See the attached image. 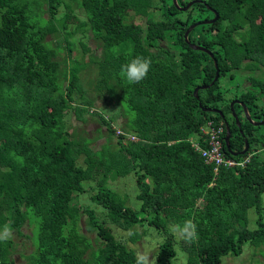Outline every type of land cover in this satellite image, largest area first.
Here are the masks:
<instances>
[{
	"label": "trees",
	"instance_id": "trees-1",
	"mask_svg": "<svg viewBox=\"0 0 264 264\" xmlns=\"http://www.w3.org/2000/svg\"><path fill=\"white\" fill-rule=\"evenodd\" d=\"M73 1L0 0V228L8 224L12 233H20L26 224L32 227L28 264H135L137 250L114 226L133 230L137 225L166 237L155 264H174L178 252L187 254L180 264H222L225 255H241L246 243L264 257V130L258 129L264 125H253L236 104L239 127L233 97L221 86L223 77L244 66L254 71L264 62V0H204L187 11L173 0H77L84 22ZM45 5L49 18L42 14ZM61 5L66 11L58 17ZM208 6L219 19L196 26L189 38L214 52L220 77L196 96L195 88L210 84L217 69L208 53L190 47L185 32L215 16ZM135 15L145 23L136 22ZM79 31L85 36L90 31L101 48V55L90 59L97 70L94 97L81 83L86 65L76 60L67 66L75 48L70 38ZM59 32L66 34L65 59L59 57L64 48L48 41ZM80 44L83 54L91 50ZM137 56L150 58L152 65L144 80L131 84L121 66ZM255 85L259 91L249 87L235 97L252 119L261 120L264 81L252 80ZM96 97L103 100L101 107L96 108ZM72 112L84 122L86 115L98 118L106 127L99 148L86 133L72 130ZM209 121L224 127L226 156L251 155L245 166L215 170L205 161L195 144L207 146L200 136ZM226 121L233 151H242L248 139L245 154L229 152ZM131 173L139 208L110 186ZM87 192L90 202L79 201ZM252 208L254 229L248 227ZM187 219L197 224L198 239L181 243L171 226ZM91 231L95 239L87 234ZM141 237L131 233L132 242ZM13 250L12 238L0 243V264H16Z\"/></svg>",
	"mask_w": 264,
	"mask_h": 264
},
{
	"label": "rangeland",
	"instance_id": "rangeland-1",
	"mask_svg": "<svg viewBox=\"0 0 264 264\" xmlns=\"http://www.w3.org/2000/svg\"><path fill=\"white\" fill-rule=\"evenodd\" d=\"M72 6L79 16L80 20L84 22L86 20V15L83 9L80 8L77 0L73 1ZM43 10V16L45 18H49V14L45 12L46 5L42 8ZM66 11V8L64 5H61L60 12L58 14V17H61L64 12ZM133 13V12H132ZM135 21L139 23H145V18L140 16H134ZM77 25L70 24L69 28L75 29ZM48 41L52 44L53 47H61L64 49H60L59 51V57L61 59L68 58L69 52L66 48L67 41H66V34L64 32H59L58 34H54L52 36L48 37ZM70 41H73L75 43L74 52L72 53V58H69L67 61V66L74 65L76 60H81L83 65H86L81 70V78H82V85L88 90L90 93V96L94 97L95 90L93 89V81L96 78L97 70H96V64H94L90 59H92V54H97V56L101 55V48L99 47L98 41L92 36L91 32L88 31L86 36L82 31L76 32L74 36L70 38ZM80 42L87 43L88 47L91 49L89 52H86L83 54V48L80 44ZM94 51V52H93ZM96 59V58H95ZM258 82V81H264V76L261 75H255L252 73L250 69L244 66L243 69H241L238 72H235L233 76H225L221 80V86L226 91V96L228 98L235 97L236 94H241L243 90L246 88H254L259 91V87L255 85V87L251 86V81ZM97 98V97H96ZM103 105V100L99 99V97L96 100V108L101 107ZM98 106V107H97ZM94 110V109H92ZM113 110V109H112ZM114 112H117L114 110ZM107 116L109 117L112 112L108 111L106 112ZM128 116L133 118V113H127ZM113 115V114H112ZM126 113L122 115V119L119 121L117 120L115 123L117 125V129H120L121 123L126 120ZM69 124L72 125V130L75 129V131L79 133H86V135L93 140V146L96 148H99L105 141H106V135H107V129L105 126L102 125L101 122H99L98 118H93L89 115H86L85 122L83 120H80L76 117V115L72 112L68 116ZM260 130H264V126L258 128ZM86 131V132H84ZM87 182H84V185H86ZM88 186V184L86 185ZM111 187L119 191L123 196L128 198V202L135 204L136 208H139L141 206V201L136 198V195L138 193V187L136 183V178L133 173L129 174L125 177H119L115 181L111 182ZM85 196H82L79 201H82L83 203H89L90 202V194L89 192L83 194ZM263 203H264V193L262 195ZM97 210H101L100 208H97ZM98 212V211H97ZM104 213L100 211V216L104 217ZM249 216V224L248 227L250 229H254L257 227L256 218L257 214L255 212V209H250L248 212ZM85 220V217L83 218V221ZM83 223V222H82ZM112 225V224H110ZM114 226V225H113ZM153 228V227H152ZM145 229L142 225H137L136 227L132 229H121L116 226H114L115 232L118 234V236L125 241L130 247H133L137 250L138 253H144L149 254L154 264L156 262V253L158 251V247L161 243L165 240V235L159 233L155 228ZM31 229L32 227L28 224H26L22 228V232H13L12 233V239L15 241L16 250H13L12 254L13 257L17 258L16 264H28V258L27 255H29L33 249V241L31 238L27 237V235H31ZM137 231L139 234L142 235V237L137 242H132L131 240V233L133 231ZM89 237L92 239L96 238L95 232H88L87 233ZM177 239L182 243L183 240H181L178 236ZM176 248L179 250V248L176 245ZM187 259V254H182L178 252V258L175 260L173 259L174 264H180L185 263ZM222 264H264V257L260 253V249H256L250 245V243H246L244 246V251L239 256H234L231 254L223 256Z\"/></svg>",
	"mask_w": 264,
	"mask_h": 264
},
{
	"label": "clouds",
	"instance_id": "clouds-1",
	"mask_svg": "<svg viewBox=\"0 0 264 264\" xmlns=\"http://www.w3.org/2000/svg\"><path fill=\"white\" fill-rule=\"evenodd\" d=\"M152 61L150 58L137 56L121 66V75L131 84L139 83L144 80L150 69ZM173 234L181 240L192 243L198 239L197 224L192 219L185 220L182 224L171 226ZM12 238L10 225L5 224L0 228V243H6ZM135 264H154L149 254L137 253Z\"/></svg>",
	"mask_w": 264,
	"mask_h": 264
},
{
	"label": "water",
	"instance_id": "water-1",
	"mask_svg": "<svg viewBox=\"0 0 264 264\" xmlns=\"http://www.w3.org/2000/svg\"><path fill=\"white\" fill-rule=\"evenodd\" d=\"M173 1H174L175 5H176L180 10H182V11H187V10H188L193 4H195V3H205V4H206V1H204V0H192V1L188 2L187 5L183 6V5H180V4L178 3V0H173ZM208 8L211 9V10L214 12L215 16H214L213 18H211V19H205V20L198 21V22H195V23L191 24V25L188 27V29L186 30V32H185V39H186V42L190 45V47H192V48L195 49V50H201V51H204V52L208 53L212 58H214V63H215L216 69H217V70H216V76H215L214 80H213L210 84H208V85H200V86H197V87L195 88L194 93H195L196 96H198V92H199L200 89L210 87V86L213 85V84L219 79V77H220V69H219V67H218V61H217V59L215 58V54L212 52V50H210L209 48L204 47V46H202V45H200V44L193 43V42L190 40V38H189V34L192 32V30H193L196 26H198V25H200V24H211V23L216 22V21L219 19V17H220V16H219V13H218L215 9L211 8L210 6H208ZM237 102H238L240 105L243 106L246 118H247V119H248L253 125H255V126H262V125H264V119H261V120H254V119H252V117H251V115H250V113H249V111H248V109H247V107H246V105H245V103H244L243 101H240V100H234L233 102H231V108H232L233 116H234V118L236 119V122H237V124H238L239 127H241V121H240V119H239V116H238L237 112L235 111V108H234V104L237 103ZM204 109L207 110V111H215V112H218V111H219L217 108H210V107H205ZM226 126H227V134H226V136H225V140H226V146H227L229 152H230L232 155L245 154V153L249 150V142H248V139L246 138V147H245L242 151H240V152L233 151V150L230 148L231 131H230V126H229L228 121H226Z\"/></svg>",
	"mask_w": 264,
	"mask_h": 264
},
{
	"label": "built area",
	"instance_id": "built-area-1",
	"mask_svg": "<svg viewBox=\"0 0 264 264\" xmlns=\"http://www.w3.org/2000/svg\"><path fill=\"white\" fill-rule=\"evenodd\" d=\"M121 132V130H118V133ZM223 133L224 127L214 125L213 121L207 122L206 125L201 128L200 136V138H203L205 135L204 143L207 146H202L201 143L196 142V148L201 151V154L207 163L215 165V170H219L221 166H245L250 160L251 155L243 160H237L226 156L223 151ZM132 138L134 139L135 137Z\"/></svg>",
	"mask_w": 264,
	"mask_h": 264
},
{
	"label": "flooded vegetation",
	"instance_id": "flooded-vegetation-1",
	"mask_svg": "<svg viewBox=\"0 0 264 264\" xmlns=\"http://www.w3.org/2000/svg\"><path fill=\"white\" fill-rule=\"evenodd\" d=\"M213 18V17H212ZM211 19V18H210ZM203 20H205V19H203ZM190 35V34H189ZM194 43V42H193ZM211 50V49H210ZM213 52V51H212ZM214 53V52H213ZM241 70V69H240ZM240 70H238V71H240ZM237 71V72H238ZM252 71V73H254L255 75H261V76H264V62H260V66L258 67V68H256L254 71L253 70H251ZM229 76V75H228ZM200 86V85H199ZM264 97H262V99H263ZM234 100H240L238 97H234V98H232V100L230 101V106H231V102H233ZM241 101V100H240ZM236 104H239L238 102L237 103H235L234 104V106L236 105ZM232 109V108H231ZM232 115H233V113H232ZM243 115V114H242ZM244 116H245V112H244ZM234 117V116H233ZM245 142H246V138H245ZM262 145H263V142L261 143Z\"/></svg>",
	"mask_w": 264,
	"mask_h": 264
}]
</instances>
